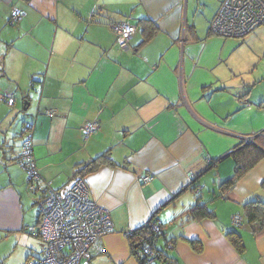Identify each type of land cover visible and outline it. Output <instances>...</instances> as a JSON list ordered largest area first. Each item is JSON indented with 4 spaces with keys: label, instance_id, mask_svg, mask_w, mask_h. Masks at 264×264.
I'll return each mask as SVG.
<instances>
[{
    "label": "crops",
    "instance_id": "0c3cea01",
    "mask_svg": "<svg viewBox=\"0 0 264 264\" xmlns=\"http://www.w3.org/2000/svg\"><path fill=\"white\" fill-rule=\"evenodd\" d=\"M222 2L0 0V244L7 246L0 264H27L44 250H34L27 230L38 222L41 195L18 161L20 114L32 104V155L54 188L69 185L77 166L99 154L110 151L114 159L83 177L115 225L90 264H140L124 232L153 217L176 237L172 264H264V231L232 219L244 215L246 201L264 200V158L215 197L235 173L232 152L244 137L264 133V96H253L233 60L243 41L210 32ZM16 9L22 15L13 23ZM141 18L158 27L142 45ZM124 20L138 26L127 47L109 26ZM8 93L12 105L1 99ZM87 122L99 124L89 136ZM198 197L215 218L188 219ZM230 230L242 234L243 254L226 236Z\"/></svg>",
    "mask_w": 264,
    "mask_h": 264
},
{
    "label": "built area",
    "instance_id": "2783aa9c",
    "mask_svg": "<svg viewBox=\"0 0 264 264\" xmlns=\"http://www.w3.org/2000/svg\"><path fill=\"white\" fill-rule=\"evenodd\" d=\"M21 15L16 9L12 22L21 19ZM109 26L122 47H127L138 31L137 25L129 20L110 22ZM259 26H264V0H223L210 28L218 36L243 38ZM1 99L14 104L13 93ZM49 114L53 116L54 112L49 111ZM32 127L30 125L24 132H29ZM98 128L97 122H87L83 132L89 136ZM29 134L23 138L18 161L27 172L30 190L34 193L40 191L41 197L38 200V222L27 230L40 238L44 245L42 255L31 257L29 264H90L101 240L115 231L111 213L94 201L83 177H76L69 185L60 188H54L51 181L44 180L32 155ZM244 139L251 141V137ZM152 179V175H145L142 182L145 184ZM232 219L241 224L244 216L236 214ZM159 224H155V228Z\"/></svg>",
    "mask_w": 264,
    "mask_h": 264
},
{
    "label": "trees",
    "instance_id": "16d2710c",
    "mask_svg": "<svg viewBox=\"0 0 264 264\" xmlns=\"http://www.w3.org/2000/svg\"><path fill=\"white\" fill-rule=\"evenodd\" d=\"M138 26H141L142 41L141 45L150 42L158 32V27L155 22L150 18H141L138 21ZM212 34L213 31L210 28ZM245 37V36H244ZM259 107H264V101L258 103ZM232 156L235 159L236 167L235 173L229 179L221 182L220 193L215 196L216 198L223 197L224 193L231 189L238 179L250 171L261 159L264 158V133H260L254 137L251 141H244L240 146L232 152ZM19 158V156H18ZM104 163L114 164V159L110 151H106L98 156L94 157L91 161L83 164H79L76 168L77 177H85L88 173L97 170ZM195 184V182H193ZM198 185L194 189H198ZM244 207V222L248 223L253 229L255 234L264 231V200L252 199L246 201L243 204ZM189 220H202L204 218H215L216 213L213 209H210L206 202H200V198L194 205L190 206L187 212ZM159 220L153 217L146 224L130 230L126 234L127 240L130 244V250L132 255L138 260L140 264H172L175 263L174 258L169 255L168 249L175 246L176 237L168 238L164 229L163 223L159 224L158 228H155ZM231 244L235 249L243 254L246 249V245L242 234L237 230L227 231ZM196 251H202L203 245L200 241L191 240ZM162 245L165 247L163 248ZM33 257L30 254L27 258V264Z\"/></svg>",
    "mask_w": 264,
    "mask_h": 264
},
{
    "label": "rangeland",
    "instance_id": "374dc122",
    "mask_svg": "<svg viewBox=\"0 0 264 264\" xmlns=\"http://www.w3.org/2000/svg\"><path fill=\"white\" fill-rule=\"evenodd\" d=\"M239 41H243V43L237 45L234 49L233 60L235 63V68L240 71L238 75L242 77H246V79L251 80L252 89L251 93L253 96H264V26H259L255 30L249 32L245 35V38H230ZM243 39V40H242ZM237 77L234 79L236 80ZM21 105V104H20ZM34 104L31 105V108L28 111H31L34 108ZM21 107V106H20ZM21 109V108H20ZM21 112V118H27V113ZM33 117L30 116V120L32 121ZM23 130V127H22ZM25 134H29V132H24L22 140L25 137ZM20 138H18L20 140ZM56 185V184H55ZM39 195L41 192L38 191ZM37 211L39 213V206L36 205ZM29 233V232H28ZM30 237L35 241L36 245L34 250L40 252L43 247V242L37 236L29 234ZM164 248L165 246L162 245ZM7 246L0 244V263L3 255L6 252ZM169 251V249L167 250ZM8 258L13 260V253H10ZM85 264V263H83Z\"/></svg>",
    "mask_w": 264,
    "mask_h": 264
},
{
    "label": "water",
    "instance_id": "95a60500",
    "mask_svg": "<svg viewBox=\"0 0 264 264\" xmlns=\"http://www.w3.org/2000/svg\"><path fill=\"white\" fill-rule=\"evenodd\" d=\"M27 103H29V102H27ZM30 104V103H29ZM28 110V107L26 106L24 109H23V112H26ZM37 117V116H36ZM20 122H22V124H23V131H22V134H23V132H24V130L26 129V128H28L30 125H32V122H33V120L32 121H29L27 118H24L23 120H21Z\"/></svg>",
    "mask_w": 264,
    "mask_h": 264
},
{
    "label": "bare ground",
    "instance_id": "6f19581e",
    "mask_svg": "<svg viewBox=\"0 0 264 264\" xmlns=\"http://www.w3.org/2000/svg\"><path fill=\"white\" fill-rule=\"evenodd\" d=\"M251 140H253V138H251Z\"/></svg>",
    "mask_w": 264,
    "mask_h": 264
},
{
    "label": "clouds",
    "instance_id": "9594fccd",
    "mask_svg": "<svg viewBox=\"0 0 264 264\" xmlns=\"http://www.w3.org/2000/svg\"><path fill=\"white\" fill-rule=\"evenodd\" d=\"M138 27V26H137Z\"/></svg>",
    "mask_w": 264,
    "mask_h": 264
}]
</instances>
